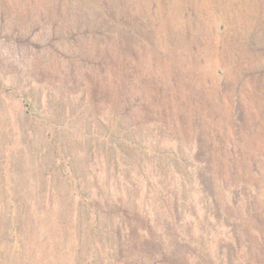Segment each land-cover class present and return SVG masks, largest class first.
Returning a JSON list of instances; mask_svg holds the SVG:
<instances>
[{
	"label": "rangeland",
	"instance_id": "374dc122",
	"mask_svg": "<svg viewBox=\"0 0 264 264\" xmlns=\"http://www.w3.org/2000/svg\"><path fill=\"white\" fill-rule=\"evenodd\" d=\"M0 264H264V0H0Z\"/></svg>",
	"mask_w": 264,
	"mask_h": 264
}]
</instances>
